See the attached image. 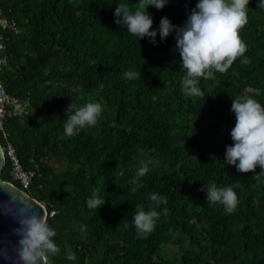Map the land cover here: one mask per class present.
<instances>
[{"label":"trees","instance_id":"1","mask_svg":"<svg viewBox=\"0 0 264 264\" xmlns=\"http://www.w3.org/2000/svg\"><path fill=\"white\" fill-rule=\"evenodd\" d=\"M122 3L138 6V0H0L15 27L0 29V81L23 106L3 120L0 145L9 143L31 173L22 186L4 156L0 180L46 209L61 247L48 264H264V176L256 179L259 167L239 173L224 160L235 125L232 100L252 96L264 105V8L250 0L239 32L244 56L214 79L200 78L203 96L187 97L175 33L164 41L157 34L155 46L139 40L114 22ZM196 3L149 6L153 29L161 17L182 26ZM129 70L141 76L125 79ZM87 102L103 106L97 125L65 136L67 116ZM141 162L149 171L136 188ZM213 182L234 188V212L205 198L201 189ZM95 188L105 199L98 210L86 205ZM153 192L167 204H152ZM137 204L161 212L147 236L133 224ZM65 245L75 259L67 258Z\"/></svg>","mask_w":264,"mask_h":264},{"label":"clouds","instance_id":"2","mask_svg":"<svg viewBox=\"0 0 264 264\" xmlns=\"http://www.w3.org/2000/svg\"><path fill=\"white\" fill-rule=\"evenodd\" d=\"M169 0H138L135 10L127 4H119L113 13L115 23L125 28L139 40L148 38L156 45V37L164 41L175 33V50L185 70L181 79V91L187 97H201L200 78L214 79V73H225L238 57H243L247 45L239 32L248 23L247 7L250 0H197L182 26L171 23L167 17H161L159 26L153 29V18L147 12L152 6L162 10ZM258 7L264 8V0H259ZM245 57L241 63L247 64ZM124 78L135 80L141 76L140 71L129 70ZM259 96V89L255 90ZM235 116V125L230 131L232 144L226 146L224 160L227 165L235 166L239 173H256L259 180L264 176V105L252 96H241L233 99L230 109ZM103 106L99 102H87L82 107H75L74 112L67 116L64 123V135L71 137L85 127L97 125ZM149 171L141 162L136 170L132 183L136 188L143 187L141 178ZM236 186H239L238 182ZM201 191L205 198L213 203L223 205L226 213L235 211L239 200L231 186L217 187L216 183L203 186ZM149 201L154 205L167 204V198L159 193H150ZM105 199L100 196V189L92 190L86 201L89 209L98 210L104 205ZM5 214L12 215L16 227L12 234L16 237V264H48L49 256L61 252V247L54 241L57 233L49 226L47 217L30 202H19L12 206L11 201L4 209ZM167 215V209H163ZM161 212L155 207L145 210L137 204L133 216V224L139 235L147 236L154 228ZM128 225H125L127 227ZM80 232L86 231V225L76 226ZM65 255L75 259L70 246L65 245Z\"/></svg>","mask_w":264,"mask_h":264},{"label":"water","instance_id":"3","mask_svg":"<svg viewBox=\"0 0 264 264\" xmlns=\"http://www.w3.org/2000/svg\"><path fill=\"white\" fill-rule=\"evenodd\" d=\"M3 160L4 154L0 145V166ZM10 201L12 206L19 202H30L46 216V209L41 202L31 197L12 181L0 180V264H16L17 261V241L12 234V229L16 227V221L12 215L4 212ZM41 264H43V261H41Z\"/></svg>","mask_w":264,"mask_h":264},{"label":"built area","instance_id":"4","mask_svg":"<svg viewBox=\"0 0 264 264\" xmlns=\"http://www.w3.org/2000/svg\"><path fill=\"white\" fill-rule=\"evenodd\" d=\"M10 28L14 29V22L6 18L0 9V29ZM2 50V36L0 34V71L4 64V56L1 55ZM23 112V106L19 103L18 99L5 91L0 81V130L3 120L12 115L21 114ZM4 156L9 160L10 169L9 173L13 180L18 181L22 186H26L29 182L30 172L21 168L12 146L9 143H5L1 146Z\"/></svg>","mask_w":264,"mask_h":264}]
</instances>
